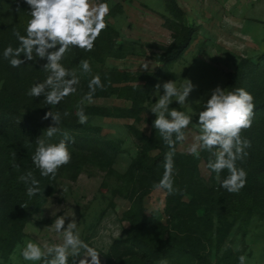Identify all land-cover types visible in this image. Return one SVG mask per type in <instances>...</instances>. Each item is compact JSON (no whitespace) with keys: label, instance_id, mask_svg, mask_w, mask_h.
Masks as SVG:
<instances>
[{"label":"rangeland","instance_id":"374dc122","mask_svg":"<svg viewBox=\"0 0 264 264\" xmlns=\"http://www.w3.org/2000/svg\"><path fill=\"white\" fill-rule=\"evenodd\" d=\"M176 1L182 9L180 16L174 15L172 0H103L110 7L106 29L112 27L118 43L137 41V48L142 51V54L129 55L123 59L110 58L106 64L110 68L139 72L144 70L143 65L147 63V70L156 71L163 63L156 60L155 53L162 52V46H168L174 41V36L179 35L176 26L183 23L193 28L189 47L157 82L163 84L171 80L179 86L184 79H188L195 85L184 105L180 106L175 101L180 111L193 117V123L185 129L186 140L178 142L175 150L193 156L187 153V148L198 135L197 114L210 98L211 90L220 86L229 91L231 73L244 60L259 63L262 65L260 72L264 70V60L261 61L264 54V0ZM2 35L3 22L0 16V41ZM2 54L3 49L0 47V56ZM259 74L253 81H258ZM13 82L11 72H5L0 65V94L4 87L10 89ZM250 93L254 101L263 97L255 96L252 91ZM160 94H163L162 88ZM158 95L154 88L149 108L156 102ZM80 100L81 96L75 92L59 104L61 108L64 106L63 112L76 113ZM86 103L107 107L131 106V101L116 96H93ZM153 115L148 110L137 119L88 116L93 124L101 127L102 135L116 140L118 153L106 165L99 161L84 164L82 158L72 156L74 151L69 146L71 162L62 166L56 180L50 182L51 190L43 195L40 209L23 220L12 217L8 223L0 222V264H33L23 260L17 245L23 246L28 240L41 245L60 243L61 237L47 226L54 222L56 215L71 216L73 213L81 239L95 248L100 253L101 264H106V255L113 241L126 237L131 227L126 218L131 202L121 195L125 191L126 181L122 176L135 171L139 156L152 157L159 152L148 150L134 134V129H138L149 135V120ZM36 118L41 119L40 116ZM41 122L48 124L46 120ZM249 129L252 131L243 138H249L252 134L254 143L256 136L262 138L258 157L260 173L256 181L242 191L241 202L223 208L207 204L198 208L194 205L183 207L178 212H169L165 190H154L145 197V210L152 216L151 230L155 231L157 226L156 230L163 233L161 237L164 243H183L173 251V260L162 259L153 264H239L240 255L246 256V264H264V125ZM200 168L201 181L212 185V172L204 159L200 160ZM184 200L191 202L189 197ZM70 219H66V224ZM184 244H187L186 248ZM69 264H72L71 257Z\"/></svg>","mask_w":264,"mask_h":264},{"label":"trees","instance_id":"16d2710c","mask_svg":"<svg viewBox=\"0 0 264 264\" xmlns=\"http://www.w3.org/2000/svg\"><path fill=\"white\" fill-rule=\"evenodd\" d=\"M172 1L174 15L180 16L181 7L176 0ZM16 7L17 0H0V16L3 22V38L0 41V47L3 51L9 44L14 48L19 46L18 41L12 35V29L16 28L22 35L25 34L26 22L30 18L27 13L30 9L23 0H19V12L15 11ZM111 28L102 31L91 51L71 48L65 53L61 63L66 68L75 69L80 76L76 92L81 98L88 93V83L92 76L98 74L104 87L103 89L97 88L93 96H116L131 101V106L128 108L94 106L85 102L83 107L87 116L137 119L141 113L149 110L154 86L170 65L187 50L194 31L192 27L185 26L183 23L180 26L177 25L179 35H175L174 41L168 46H162V52L155 53L156 60L163 63L161 68L156 71L131 72L127 69L107 67L106 61L110 58L123 59L129 55L142 54V51L140 52L137 48L139 44L137 41L118 43L114 30ZM21 59H24L23 55ZM84 59L89 60L92 68V71L87 74H82L79 69V63ZM262 60H264V54ZM44 63H46L45 60L37 59L26 61L19 68H13L8 60L4 59L3 54L0 56V65L5 72H11L14 81L10 89L4 87V91L0 94V222L2 223H8L12 217L16 220H23L38 211L43 195L51 190L50 182L56 180L58 175L56 173L55 177H42L32 162L31 157L36 148V139L43 134L44 129L52 125L51 118L46 120L47 124L41 122L43 120L36 116L42 118L50 110L60 112L62 118L59 127L67 131L74 140V142H69V146H72L74 151L72 156L82 158L84 164H94L99 161L106 165L108 162L111 163L113 156L119 151L115 144L116 140L102 135L101 127L93 124L91 118L88 117L87 123L80 124L73 111H68L69 115L64 116L65 111H62L64 106L62 108L60 104L50 106L44 102L43 97H29L26 94L33 83L46 78L47 73L42 70ZM242 63L231 73L228 89L233 91L243 86L249 92H254L255 96H263L254 101L255 109L251 125L253 128L259 124L264 125V70L260 72L262 65L259 63L246 60ZM258 74V81H253ZM170 108L180 110L175 101ZM154 119L155 115L149 120L151 126L149 135L134 129V134L144 142L148 150L154 149L159 152L152 157L139 156L136 160L135 171L122 176L126 181L125 191L121 195L131 202L126 211V218L130 221L131 227L126 237L113 241L106 255V264H153L162 259L173 260V251L177 246L183 245V243H164L161 237L163 233L156 230L157 226L155 231L151 230L152 216L145 210V197L156 190L153 184L158 183L162 178L164 154L169 150L161 140L159 133L153 128ZM248 129L242 132L244 134L242 137H246L252 131ZM62 138L60 134H57L52 138V142H59ZM247 139L251 141L250 149H246L248 158L236 162L238 168L246 171L247 179L245 186L236 193H229L221 188L214 172H212V185L210 183L206 185L201 181L200 160L204 159L207 163L210 157L209 152L201 151L197 158L175 150L173 178L174 188L178 191L171 195L166 192L167 210L178 212L183 207L188 208L195 205L199 208L206 204L223 208L226 205L241 202L243 200L240 196L242 191L249 188L260 173L258 157L262 149L260 145L262 138L256 136L254 138L256 143H254L251 134V137ZM29 171L39 181L41 189L40 194L31 198L26 195L27 185L20 180V177ZM227 175L226 169L220 173L221 179ZM185 197H189L191 202H184ZM184 247L186 248L187 244H184ZM195 253L198 254V252Z\"/></svg>","mask_w":264,"mask_h":264},{"label":"clouds","instance_id":"9594fccd","mask_svg":"<svg viewBox=\"0 0 264 264\" xmlns=\"http://www.w3.org/2000/svg\"><path fill=\"white\" fill-rule=\"evenodd\" d=\"M30 9V17L24 29L25 34L13 28L12 35L19 43L18 47L9 44L3 51L4 59L13 68H19L26 61L45 60L42 70L47 73L43 81L35 82L27 91L29 97H43L47 105H58L65 97L77 91L80 76L75 69L66 68L61 60L71 48H79L89 52L102 31L106 30V17L110 7L103 0H23ZM15 11L19 12V0ZM23 55L24 59H21ZM82 74L92 71L89 60L79 63ZM148 69V64L143 65ZM98 74L93 75L88 83L89 91L77 103L76 116L78 123L85 124L88 116L84 111V103L90 102L97 88L103 89ZM195 85L188 80L179 86L175 81L157 83L155 93L156 102L149 111L155 115L153 128L159 133L163 143L169 149L164 154L162 178L153 184L156 190H166L167 194H175L174 188V155L177 142L186 140L185 129L193 123L192 115L177 108H170L173 101L180 106L186 103ZM161 88L163 94H160ZM227 88L215 87L211 90L210 98L203 103L199 111L196 126L199 129L194 142L187 148V153L199 157L201 151L210 153L207 168L216 173L219 186L229 193H236L245 186L247 173L238 168L237 160H244L248 155L246 149L251 147V141L243 138L241 133L250 128L254 115V97L244 88L233 91ZM64 116L69 113L65 111ZM51 118L52 125L43 130V134L35 141L36 148L31 157L33 164L42 177H55L58 170L71 162L69 142H74L67 131H63L61 113L47 111L41 118ZM60 134L63 138L59 142H52V138ZM18 167V166H17ZM227 170L228 175L221 179L220 173ZM20 180L26 187V195L31 198L41 193L39 181L31 171L22 175ZM67 191L66 188H62ZM71 217L66 224V219ZM61 237L60 243H45L41 245L31 240L24 245H17L20 256L25 261L40 262V264H101L100 253L81 239L75 213L71 216L56 215L54 222L47 226ZM90 258V259H89ZM246 256L238 257L239 264H246Z\"/></svg>","mask_w":264,"mask_h":264}]
</instances>
